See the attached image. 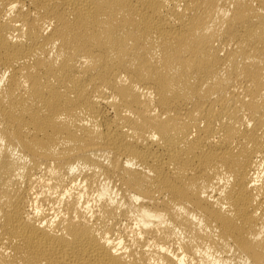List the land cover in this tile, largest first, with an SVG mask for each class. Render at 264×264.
Instances as JSON below:
<instances>
[{"label": "bare ground", "instance_id": "6f19581e", "mask_svg": "<svg viewBox=\"0 0 264 264\" xmlns=\"http://www.w3.org/2000/svg\"><path fill=\"white\" fill-rule=\"evenodd\" d=\"M0 264H264V0H0Z\"/></svg>", "mask_w": 264, "mask_h": 264}]
</instances>
